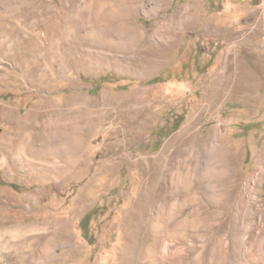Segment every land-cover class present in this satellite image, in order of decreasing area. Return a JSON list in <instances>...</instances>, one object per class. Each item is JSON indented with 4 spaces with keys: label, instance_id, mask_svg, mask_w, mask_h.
<instances>
[{
    "label": "rangeland",
    "instance_id": "obj_1",
    "mask_svg": "<svg viewBox=\"0 0 264 264\" xmlns=\"http://www.w3.org/2000/svg\"><path fill=\"white\" fill-rule=\"evenodd\" d=\"M104 1L0 0V264H264V0Z\"/></svg>",
    "mask_w": 264,
    "mask_h": 264
},
{
    "label": "bare ground",
    "instance_id": "obj_2",
    "mask_svg": "<svg viewBox=\"0 0 264 264\" xmlns=\"http://www.w3.org/2000/svg\"><path fill=\"white\" fill-rule=\"evenodd\" d=\"M72 1V0H71ZM109 0H105L104 1V3L105 2H108ZM85 3V2H84ZM113 3V2H112ZM101 5H102V3H101ZM108 5V4H107ZM128 5H129V2H128ZM89 6V5H88ZM126 6V5H125ZM134 6H135V3H134ZM100 7V6H99ZM103 7V6H102ZM130 7V6H129ZM114 8H116L115 9V11H117V13H115L114 15H116V14H119V9H121V8H119V7H114ZM128 8V7H127ZM131 8V7H130ZM136 8V7H135ZM126 9V8H125ZM134 9V8H133ZM123 10V9H122ZM121 10V11H122ZM128 9H126V10H124V12L126 11V12H128L127 11ZM90 11V10H89ZM108 11V10H107ZM112 8L110 9V11L108 12V14H106V13H97L98 15L96 16V18H97V20H96V23H94V24H92L91 26H88V28L89 29H86L85 30V33H89V35L88 36H95V35H99L100 33H105L106 32V28H105V25L103 24V23H101L102 22V19H104V20H106L105 18H110L109 16H111V15H113L112 14ZM123 13V12H122ZM121 13V14H122ZM130 14V13H129ZM95 16V15H94ZM116 17V16H115ZM95 18V17H94ZM111 18H113V17H111ZM109 20V19H108ZM119 20V19H118ZM117 20V21H118ZM95 21V20H94ZM106 22V21H105ZM111 22V21H110ZM109 23V22H108ZM122 25V24H121ZM78 29H79V26H77L76 24L74 25V24H69L68 25V28H66V29H64V34H66V36H71V33H75L76 31H78ZM110 29V28H109ZM116 29V28H115ZM124 29V28H123ZM111 30V29H110ZM117 30V29H116ZM105 31V32H104ZM109 33V32H108ZM107 33V35H109ZM106 35V34H105ZM60 38V37H59ZM130 39V38H129ZM67 41H66V44H65V48H70V51H79V50H82V49H85L84 47H82V46H80V47H78V48H75V47H73L72 46V39L69 37H67V39H66ZM56 41H58V40H56ZM64 41V40H63ZM61 42V41H60ZM59 43V42H58ZM99 43V42H98ZM83 44V43H82ZM97 45V44H96ZM102 45V44H101ZM88 46H93V45H88ZM57 47L61 50L62 48H63V46H61V43H59V44H57ZM95 47V46H94ZM101 47H103V45L101 46ZM52 48V47H51ZM99 49V48H98ZM102 49V48H101ZM86 50V49H85ZM113 50H115V49H113ZM112 50V51H113ZM118 50V49H117ZM88 51V50H87ZM91 51H92V49H91ZM64 52H66L65 50H64ZM90 52V51H89ZM114 52H116V51H114ZM71 53V52H70ZM81 53V52H80ZM82 54V53H81ZM70 56V55H69ZM86 56V55H85ZM56 58V57H55ZM67 59V58H66ZM47 61H48V68L47 69H45L44 70V72L45 73H43L42 74V76L44 75V77H52V76H55V75H57L58 74V72L60 71V70H58V68H57V66L55 67L53 64H54V62L53 61H55V60H49V59H47ZM62 61V60H61ZM65 67H66V65H64ZM70 67V66H69ZM61 68V67H60ZM211 106H208L207 107V109H209ZM44 257V256H43Z\"/></svg>",
    "mask_w": 264,
    "mask_h": 264
},
{
    "label": "trees",
    "instance_id": "obj_3",
    "mask_svg": "<svg viewBox=\"0 0 264 264\" xmlns=\"http://www.w3.org/2000/svg\"><path fill=\"white\" fill-rule=\"evenodd\" d=\"M154 81H156V78H155V79H153V80H151V81H149L148 83H152V82H154Z\"/></svg>",
    "mask_w": 264,
    "mask_h": 264
}]
</instances>
